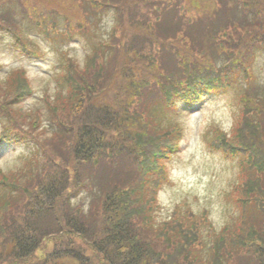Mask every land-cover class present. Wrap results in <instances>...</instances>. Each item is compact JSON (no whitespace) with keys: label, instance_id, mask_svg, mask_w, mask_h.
<instances>
[{"label":"trees","instance_id":"obj_1","mask_svg":"<svg viewBox=\"0 0 264 264\" xmlns=\"http://www.w3.org/2000/svg\"><path fill=\"white\" fill-rule=\"evenodd\" d=\"M253 2L264 8V0H0V29L20 52L38 57L30 31L59 44L78 34L90 49L82 64L60 50L54 90L41 97L49 135L39 113L15 107L32 92L25 70L0 77V145L33 148L15 169L0 168V264H264V91L255 77L230 131L205 134L238 169L227 195L233 225L215 231L185 203L153 225L167 159L184 137L176 104L233 86L241 65L264 56Z\"/></svg>","mask_w":264,"mask_h":264},{"label":"rangeland","instance_id":"obj_2","mask_svg":"<svg viewBox=\"0 0 264 264\" xmlns=\"http://www.w3.org/2000/svg\"><path fill=\"white\" fill-rule=\"evenodd\" d=\"M253 3L262 12L264 23V8L257 2ZM111 23L110 16H102L99 27L102 31L108 30ZM29 35L39 51L38 57L21 53L13 45L12 35L0 29V77L13 68L20 67L25 70L32 92L15 104V107L25 113H39L42 119L41 128H45L49 135L52 129L44 116L46 108L41 97L45 92L52 94L54 90L53 78L59 72L60 50L82 64L90 49L86 39L78 34L65 44L44 40L35 31H30ZM104 37H107L106 33ZM252 65L249 67L252 75H255V87L264 91V56L256 54ZM243 67L245 66L241 65V71ZM246 78L239 73V77L232 81H235L233 86L227 85L223 91L214 92L213 95L206 94L196 107L184 105L182 102L176 104L173 116L183 127L184 137L176 153L167 159L169 183L162 186L156 197L153 211L155 227L162 226L163 220L172 215L175 205L183 203L195 213L205 212L215 231L223 226L233 225L236 210L228 201L227 195L238 181V169L234 160L208 145L205 134L212 126L222 131H230L240 113L237 100L244 94L245 97L247 95ZM2 124L0 121V129ZM32 149L31 143L25 142L0 145V168L15 169L21 162L20 156L28 154ZM87 201L88 199L85 204ZM184 221L187 223V220ZM204 238L208 239L207 235Z\"/></svg>","mask_w":264,"mask_h":264}]
</instances>
